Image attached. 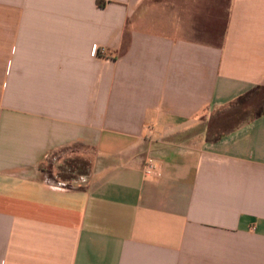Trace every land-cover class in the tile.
Instances as JSON below:
<instances>
[{"label":"crops","instance_id":"1","mask_svg":"<svg viewBox=\"0 0 264 264\" xmlns=\"http://www.w3.org/2000/svg\"><path fill=\"white\" fill-rule=\"evenodd\" d=\"M262 87L264 0H0V264H264Z\"/></svg>","mask_w":264,"mask_h":264},{"label":"trees","instance_id":"2","mask_svg":"<svg viewBox=\"0 0 264 264\" xmlns=\"http://www.w3.org/2000/svg\"><path fill=\"white\" fill-rule=\"evenodd\" d=\"M260 90V92H258ZM258 95H251L249 100L242 99L240 105L223 113L221 116L217 117L212 125L210 126L211 130H217L225 126L226 124L230 123L231 121L236 120L239 117H242L243 113L246 112L250 106V108H258L264 105V87L258 89ZM89 171L88 164L86 162L81 161H71L65 162V165L60 167L58 170V174L63 175H70L73 177L74 174L81 173L87 175ZM51 179L53 178L54 174L52 172L49 175ZM48 176V177H49ZM67 180V179H66ZM50 181V179H49ZM52 182V181H50ZM71 185H66V187L70 188Z\"/></svg>","mask_w":264,"mask_h":264},{"label":"rangeland","instance_id":"3","mask_svg":"<svg viewBox=\"0 0 264 264\" xmlns=\"http://www.w3.org/2000/svg\"><path fill=\"white\" fill-rule=\"evenodd\" d=\"M59 162H52V164H54V167H53V170L51 171L52 174H54L53 178L51 179V177L49 176L48 178L50 179V181L56 183V184H59V185H63V186H66V185H71V186H79L80 184H83L84 183V179L82 178H76V176L72 177L70 175H63L61 174H58V170H57V165H58ZM49 171V174L50 175V172ZM66 179H70V181H67Z\"/></svg>","mask_w":264,"mask_h":264},{"label":"built area","instance_id":"4","mask_svg":"<svg viewBox=\"0 0 264 264\" xmlns=\"http://www.w3.org/2000/svg\"><path fill=\"white\" fill-rule=\"evenodd\" d=\"M144 173L147 177H150L152 179H159L162 176V169L158 161L150 157L145 162Z\"/></svg>","mask_w":264,"mask_h":264}]
</instances>
